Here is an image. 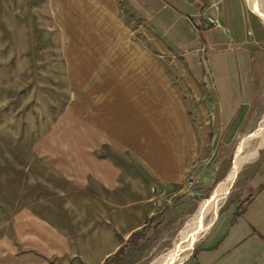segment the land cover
Masks as SVG:
<instances>
[{"label": "crops", "instance_id": "1", "mask_svg": "<svg viewBox=\"0 0 264 264\" xmlns=\"http://www.w3.org/2000/svg\"><path fill=\"white\" fill-rule=\"evenodd\" d=\"M45 2L63 44L119 42L128 19L144 30L141 33L153 50L170 54L175 64L183 66L192 102L188 114L185 107L176 105V148L183 152L182 173L195 168L199 182L192 193L201 195L205 185L216 180L227 164L229 168L233 161L231 147L243 137H250L240 134L254 125L252 119L261 111L256 101L262 98L256 96L263 93L264 55L260 39L253 36L258 27L245 0ZM207 15L216 18L221 28H212L205 20ZM110 82L108 86L101 84L108 92L104 94L107 101L99 103L103 111L99 118L93 104L91 109L81 110L84 119L77 124L78 147L50 150L53 155L48 152L49 157H54L50 167L69 187L77 186L82 198L71 200L70 191L64 189L55 192V197L44 196L22 205L10 217V232L3 239L5 247L0 248V264H106L110 257L114 259L130 233L141 227L139 216L153 215L154 209L144 212L143 206L114 213L125 205L124 199H129L123 192L125 173L117 153L118 138L127 133L129 118H118L114 113L136 92L131 89L136 83L128 78ZM261 115L258 135L249 139H257V144L245 154L234 176V195L228 207L216 214L188 257L176 264H264V113ZM102 136L112 140L110 150L102 146ZM163 176L161 184L168 180L167 175ZM157 189L160 192L163 187ZM144 198L150 202L148 189L139 199ZM76 201L84 204L82 210L88 223L73 236L61 223L52 222L59 208H41ZM109 217L120 222L122 229L107 225Z\"/></svg>", "mask_w": 264, "mask_h": 264}, {"label": "rangeland", "instance_id": "2", "mask_svg": "<svg viewBox=\"0 0 264 264\" xmlns=\"http://www.w3.org/2000/svg\"><path fill=\"white\" fill-rule=\"evenodd\" d=\"M245 6L256 20L258 28L253 36L260 39L264 55V20L256 9H264V0H245ZM125 25L119 42L63 44L45 0H0V248L5 247L3 239L10 232V217L22 205L44 196L55 197V192L64 189L70 191L69 199L82 198L77 186L69 187L50 167L54 157H49L48 152L78 147L77 124L84 119L81 110L91 109L93 104L99 118L103 112L99 103H104L108 92L105 86L116 78L134 81L136 86L131 89L136 92L110 116L111 120L114 114L129 118L127 133L119 136L117 148L125 173L123 192L129 199H124L125 205L114 213L141 206L144 212H154L151 217L143 213L138 218L141 227L136 232L149 225L144 236L130 242L127 239L116 257H110L106 264H176L188 257L202 230L228 207L234 195L232 181L224 199L210 203L204 214L200 211V204L210 201L215 189L229 179L235 162L255 149L257 139H249L258 135L263 118L264 84L262 95L256 96L262 98L261 102L256 101L261 111L252 119L254 125L240 134L250 137H243L231 147L233 161L229 168L226 163L216 180L205 185L200 192L203 196L192 193L199 182L197 178L189 192L184 193L186 178L195 171L190 168L182 173L183 152L176 148V105L185 107L188 114L192 102L185 69L175 64L170 54L153 50L138 24L127 19ZM101 139L102 146L108 147L105 150H110L112 140L106 136ZM241 165L242 160L236 172ZM163 175L168 180L161 184ZM157 186L163 190L156 191ZM146 189L150 202L139 199ZM83 206L76 201L41 208H59L60 212L52 214V222L61 223L73 236L78 228L87 226ZM108 223L122 229V224L112 217Z\"/></svg>", "mask_w": 264, "mask_h": 264}, {"label": "bare ground", "instance_id": "3", "mask_svg": "<svg viewBox=\"0 0 264 264\" xmlns=\"http://www.w3.org/2000/svg\"><path fill=\"white\" fill-rule=\"evenodd\" d=\"M256 9H257V12L259 13V15H260V17H261V19L262 20H264V9H260L259 7H257L256 6ZM241 160L243 161L244 160V155L243 156H241L235 163V167L236 168H234L232 171H233V173L238 169V167H239V165L241 164ZM233 173H231L230 175H229V177H227V178H229V179H227V181H225V182H223V183H221L218 187H217V189H215V193H214V195L212 196V199L210 200V201H204V202H202L201 204H200V211H202L201 213L202 214H204L205 213V211L207 210V209H209L208 208V205L210 204V203H214V202H216V201H220V200H222V199H224V197H225V195L227 194V191H228V188H229V185H230V182L232 181V174ZM213 206V205H212ZM199 211V212H200ZM205 228V227H204ZM203 229V228H202Z\"/></svg>", "mask_w": 264, "mask_h": 264}, {"label": "built area", "instance_id": "4", "mask_svg": "<svg viewBox=\"0 0 264 264\" xmlns=\"http://www.w3.org/2000/svg\"><path fill=\"white\" fill-rule=\"evenodd\" d=\"M205 20L207 23L210 24V26L214 29H219L221 28V25L220 23L217 21L216 18L214 17H211V16H208L205 17ZM196 178H197V174L195 173V171H192V173H190L188 175V177L186 178V182H185V192L184 193H187L189 192V190L194 186L195 182H196ZM155 190V188H153ZM157 191V189H156Z\"/></svg>", "mask_w": 264, "mask_h": 264}, {"label": "trees", "instance_id": "5", "mask_svg": "<svg viewBox=\"0 0 264 264\" xmlns=\"http://www.w3.org/2000/svg\"><path fill=\"white\" fill-rule=\"evenodd\" d=\"M148 226H149L148 224H145L140 232H136V231L131 232L130 236L128 237V242H130L133 238H140L144 236L145 231L149 229ZM116 255L114 256V258L116 257Z\"/></svg>", "mask_w": 264, "mask_h": 264}, {"label": "water", "instance_id": "6", "mask_svg": "<svg viewBox=\"0 0 264 264\" xmlns=\"http://www.w3.org/2000/svg\"><path fill=\"white\" fill-rule=\"evenodd\" d=\"M237 173V172H236ZM236 173L234 174V176L236 175ZM234 176L232 177L233 179H232V182H233V180H234ZM201 196H203V194H201Z\"/></svg>", "mask_w": 264, "mask_h": 264}]
</instances>
